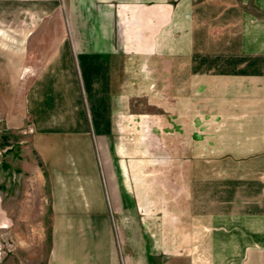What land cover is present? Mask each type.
Listing matches in <instances>:
<instances>
[{
  "label": "crops",
  "instance_id": "crops-1",
  "mask_svg": "<svg viewBox=\"0 0 264 264\" xmlns=\"http://www.w3.org/2000/svg\"><path fill=\"white\" fill-rule=\"evenodd\" d=\"M0 76L24 85L49 174L45 264H264V0H0ZM164 76L173 227L157 244L112 156L120 109Z\"/></svg>",
  "mask_w": 264,
  "mask_h": 264
},
{
  "label": "rangeland",
  "instance_id": "rangeland-1",
  "mask_svg": "<svg viewBox=\"0 0 264 264\" xmlns=\"http://www.w3.org/2000/svg\"><path fill=\"white\" fill-rule=\"evenodd\" d=\"M2 80L0 76V88L4 87ZM170 83V77L164 76L163 92L132 93V106L120 109L130 118L121 115L117 119L115 142L119 149L118 155L112 156L113 164L124 161L129 168L125 180L119 178L120 191L126 194L124 201L133 208V214L128 210L126 215L143 222L139 226L146 227L149 237L157 244L171 243L173 227V150L176 148L175 125L170 118L177 114V109L172 108ZM20 85L15 91L0 90V264H45L53 215L50 180L35 150L33 128L21 122L24 85ZM86 120L92 125L88 113ZM75 160L78 163L77 157Z\"/></svg>",
  "mask_w": 264,
  "mask_h": 264
},
{
  "label": "trees",
  "instance_id": "trees-1",
  "mask_svg": "<svg viewBox=\"0 0 264 264\" xmlns=\"http://www.w3.org/2000/svg\"><path fill=\"white\" fill-rule=\"evenodd\" d=\"M6 144V142H3V145H5ZM8 149V148H7ZM4 165V164H3ZM4 166H7V165H4Z\"/></svg>",
  "mask_w": 264,
  "mask_h": 264
}]
</instances>
